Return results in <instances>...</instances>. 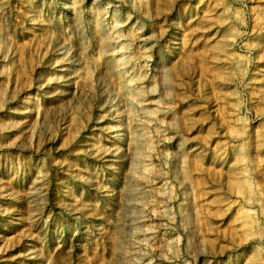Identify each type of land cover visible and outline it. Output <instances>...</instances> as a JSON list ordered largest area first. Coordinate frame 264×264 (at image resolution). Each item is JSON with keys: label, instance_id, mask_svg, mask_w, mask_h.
<instances>
[{"label": "rangeland", "instance_id": "1", "mask_svg": "<svg viewBox=\"0 0 264 264\" xmlns=\"http://www.w3.org/2000/svg\"><path fill=\"white\" fill-rule=\"evenodd\" d=\"M0 264H264V0H0Z\"/></svg>", "mask_w": 264, "mask_h": 264}]
</instances>
